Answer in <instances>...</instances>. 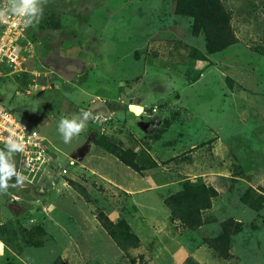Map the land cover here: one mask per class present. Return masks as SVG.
Returning a JSON list of instances; mask_svg holds the SVG:
<instances>
[{
	"label": "rangeland",
	"instance_id": "1",
	"mask_svg": "<svg viewBox=\"0 0 264 264\" xmlns=\"http://www.w3.org/2000/svg\"><path fill=\"white\" fill-rule=\"evenodd\" d=\"M217 1L234 43L213 53L177 0H38L39 22L22 17L14 63L0 52V106L53 162L0 185V264H264V0ZM61 119L86 127L65 143ZM199 183L201 225L170 221L165 200ZM98 215L136 247L124 254ZM227 219L221 259L207 245Z\"/></svg>",
	"mask_w": 264,
	"mask_h": 264
},
{
	"label": "trees",
	"instance_id": "2",
	"mask_svg": "<svg viewBox=\"0 0 264 264\" xmlns=\"http://www.w3.org/2000/svg\"><path fill=\"white\" fill-rule=\"evenodd\" d=\"M175 11L178 14L182 13L183 15L191 17L192 32L193 34L203 33L207 53H213L234 43V37L227 27L228 15L220 11L217 0H177ZM163 132L164 129H159L152 136V139L159 138ZM91 142L93 145L98 146L113 155L123 165L139 173V171L125 159L124 155L128 153L127 151L116 148L107 142L106 138L97 137V135L92 137ZM5 164L9 167L12 173L5 180L12 182L14 179V171L8 161ZM1 175H3V173H1ZM183 188L186 191L185 194L184 192L176 193L174 196L165 200L163 204L169 209L170 221H179L183 226L195 229L201 225L199 217L200 211L209 209L210 207L209 200L212 197V194L209 193V189L201 183L193 186L185 184ZM75 189L82 194V198L85 201H88V197L83 189L78 186L75 187ZM248 207L250 208V206ZM98 222L106 231L107 235L113 240L115 245L123 251L124 254L129 249L136 247L138 243L137 239L123 221H119L117 225L113 226L103 215H98ZM231 222V219L221 222L220 233L213 242L207 245L217 258L228 259L230 257L227 252L229 240H226V238L228 239V236L231 233L228 232L225 240H223V238L226 233V227L230 225ZM111 226L113 227L109 229ZM119 226H122L121 231L124 232L123 234L116 229V227ZM51 264L64 263L60 257H56Z\"/></svg>",
	"mask_w": 264,
	"mask_h": 264
},
{
	"label": "built area",
	"instance_id": "3",
	"mask_svg": "<svg viewBox=\"0 0 264 264\" xmlns=\"http://www.w3.org/2000/svg\"><path fill=\"white\" fill-rule=\"evenodd\" d=\"M1 7V5H0ZM9 20L7 23L0 21V28L4 31L0 35V52L5 56V63H14L13 40L20 30L22 17H17L11 13H7ZM2 29V30H3ZM18 39V37H16ZM3 39L6 44H4ZM7 46V49H6ZM4 49L5 52H4ZM0 57V62H1ZM19 143L22 151H15L9 148L8 140ZM0 154L3 156V164L7 161L10 163L14 171L13 183H28L40 174L41 170L48 166L50 160L53 162L52 155L44 140L35 130H31L24 123L18 121L14 114L4 107L0 106ZM61 174H66L64 168L60 169ZM25 183V182H24Z\"/></svg>",
	"mask_w": 264,
	"mask_h": 264
},
{
	"label": "clouds",
	"instance_id": "4",
	"mask_svg": "<svg viewBox=\"0 0 264 264\" xmlns=\"http://www.w3.org/2000/svg\"><path fill=\"white\" fill-rule=\"evenodd\" d=\"M37 3L38 0H5L3 7H0V21L7 23L9 20L7 13H11L17 17H27L25 25L31 24L33 18H35V21L38 23L43 10L37 7ZM83 115L86 121L91 113L84 112ZM85 127L86 124L84 122L77 123L75 119H61L58 125V131L63 134L62 138L64 142L68 143L74 135H78ZM8 146L12 150L22 151L21 145L11 138L8 140ZM0 173H3V175L0 176V185H2L3 181L12 174L9 167L3 164L2 154H0ZM3 248L4 245L0 242V254H2Z\"/></svg>",
	"mask_w": 264,
	"mask_h": 264
}]
</instances>
